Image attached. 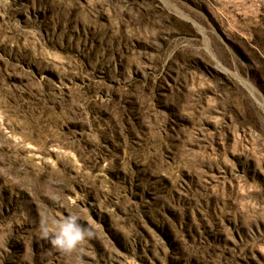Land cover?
Instances as JSON below:
<instances>
[{
    "label": "rangeland",
    "instance_id": "rangeland-1",
    "mask_svg": "<svg viewBox=\"0 0 264 264\" xmlns=\"http://www.w3.org/2000/svg\"><path fill=\"white\" fill-rule=\"evenodd\" d=\"M0 264H264V0H0Z\"/></svg>",
    "mask_w": 264,
    "mask_h": 264
},
{
    "label": "clouds",
    "instance_id": "clouds-1",
    "mask_svg": "<svg viewBox=\"0 0 264 264\" xmlns=\"http://www.w3.org/2000/svg\"><path fill=\"white\" fill-rule=\"evenodd\" d=\"M53 231L50 233L48 221L41 222L40 237L50 239L51 245L57 250L70 254L75 251H82L84 242L94 236V232L80 223L78 213H73L62 219L51 220Z\"/></svg>",
    "mask_w": 264,
    "mask_h": 264
}]
</instances>
